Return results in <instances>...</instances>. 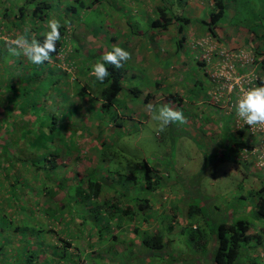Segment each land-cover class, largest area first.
I'll return each mask as SVG.
<instances>
[{
    "label": "rangeland",
    "instance_id": "rangeland-1",
    "mask_svg": "<svg viewBox=\"0 0 264 264\" xmlns=\"http://www.w3.org/2000/svg\"><path fill=\"white\" fill-rule=\"evenodd\" d=\"M49 1L53 3L54 11L57 10L59 13L58 18L63 23H67L66 27L69 25L68 23L73 20L74 25H81L83 26L84 30L87 28V31L84 32L85 36L83 37L87 40V42L93 41L92 39L98 37V35L101 33H106L105 26H109L113 30L115 21H117V19H115L116 17L112 16L113 13H111L109 10L106 12L101 10L104 9L103 5L97 6L96 8L83 9L81 6H78V4L75 3V8L77 11L76 15L74 16L66 10V6L69 4L68 2H71V0ZM117 1L119 2L120 0ZM226 1V14L225 17L219 22V25H221L220 28L223 29L216 31L218 37L214 36V38H212L214 41H218V44L215 45L217 50L214 49L213 42L208 36L202 37H208L205 39L207 40L206 43L197 46L202 50L199 56L202 54L206 57L214 56L216 58V62L213 61V63H210L211 67L207 68V78L209 77V80L207 81L204 78V75L201 74V69H199V67L195 64L194 60H191L188 61V70L182 73L177 72L176 69L172 70L175 71L177 75L180 76V78H177L178 76L174 75L175 80L171 85H169L170 82L165 80L162 75L158 76L155 80L150 78H141L137 79L136 81H123L124 86L130 88V85L134 83L132 86L134 88L130 89L141 91V93H137V102L140 105H144V102L142 101L143 95L150 92L151 95L157 94L159 99L162 98V93L166 92L173 94L176 93L177 95H181L183 97L186 94L184 88H187L189 84H193V81L195 80L194 74L192 77L190 76L193 73L191 69L194 70L196 75L200 77V80L203 83L208 84L209 87L212 88L209 89V94L205 96L207 99L200 96V98L196 101H200L198 102V104H201L200 106H202V104H217L223 106L225 105L226 107L230 106L226 99L221 101V97H230L229 92L226 91L225 93H222L221 88H225L227 85L232 84L231 81L234 80L238 81L239 85L237 86L245 89L250 88V86L246 87L245 84H241V80L239 81L237 78L243 77L244 81L250 80L249 84L251 85L253 79L258 76L262 77V71L259 72V65H254L252 63V52L245 50L248 49L246 48L248 47V44L243 39L245 37L247 38L249 34V25H254V27L258 30L256 31L258 33L263 31L262 33L264 35V0ZM125 2L126 0H123L120 3L123 5L122 12H124V10L127 8L126 5H124ZM141 2L142 1L137 2L136 0V6H139V9H142ZM228 7L231 10H229ZM232 11L233 15H231ZM188 14L189 13L187 11L184 15L187 16ZM111 17L114 18V20L111 22L107 21L108 19L110 20ZM28 18L29 16H26L25 20ZM132 19L134 20L133 17ZM2 20L9 23V20H7L6 17H1L0 21ZM136 21L140 27H143L141 22H139L137 19ZM28 23L30 22H26L25 24L27 25ZM6 24L2 23V25H0V39H3L4 41L15 38L13 37L15 33H17L16 35L19 34L15 29H8ZM19 25L20 24H18V26ZM10 26L12 28V23ZM76 30L77 27L73 28L71 32L74 34L76 33ZM200 38L201 37L198 39L193 38L197 39L196 44L201 42L202 39ZM252 40H254L253 44L255 47L260 43L257 38H253ZM106 41L108 42L109 40L107 39ZM239 41H244L245 44H241L245 46L241 47V45L238 44ZM192 44H194V42ZM87 46L88 45L86 44L85 47ZM85 47L83 49H85ZM197 47L195 49H197ZM7 48L8 47L6 45V49ZM191 48L194 49V46L192 45ZM138 51L140 56H142L145 51L151 54L154 58H160L166 54L164 48L159 46L156 47V45L153 46L151 44H148L147 49L143 45H139L137 53ZM183 52L184 50L179 53V55ZM224 52L228 54V60L223 61V58H226L224 57ZM90 53H96L93 58H98L96 57L97 50H91ZM188 53H190L189 49H187V54ZM220 55L221 58H219ZM10 57L14 56H11L7 50H4L3 41L1 40L0 83H3L4 85L14 82V80L15 83L18 84V81L22 82L24 79L22 77L24 71L22 68L24 64L22 65L21 63H18L17 60H19V57H16L15 61L12 59L10 60ZM219 61L220 63H218ZM158 64L168 67V69L169 65H171V68L173 66V63L170 61H161L158 62ZM60 65L67 67L64 62ZM221 65H223V67L220 68H224V71L218 68ZM177 68L181 69V66L179 65ZM205 72L206 71H203V73ZM181 74L183 76H181ZM147 75L150 76V74ZM8 76L10 77V81L8 80ZM58 77L60 78L61 76H56V78ZM26 80L29 81V88L32 87V85H30L32 80L28 78ZM186 81H188V85L184 83ZM155 82L159 83L160 86H155ZM34 90V93L30 95H22L20 97L24 96L23 102L26 105V111L28 112L31 109L32 112L37 116L38 120L35 118V122L32 120L27 122L23 121V124H25L20 126L19 132H21L22 137L33 134L37 138L38 134H42V131H38L35 126L38 124L37 127L41 126L42 128L45 126L49 129L52 124L50 114L54 113L57 116V123L55 126H53L50 136L47 137L43 135L37 139L41 143L45 139L51 140L60 138V141L65 139V145L64 143H60L57 147V150L61 153V158L67 163V167L61 166L56 170H51V172H54L53 174L59 173L63 174L64 177H69V180L65 181L66 183H72L74 180L72 176L76 172L85 173V171H89L87 168L92 169L93 167L96 168L98 175L103 177V180L106 184H108V182L104 178L105 175H110L115 178L120 175V184L123 183L124 185H129L133 181L125 178V176L129 173H133L137 177L135 186H115V188L117 187L121 192H128L127 197L130 198L129 202L133 201L135 197L147 198L148 200H151V204L153 205H155L156 202H160L159 204L168 206V208H170L174 214H177L179 221L184 219L185 214L186 216L190 215L192 217L189 221L198 222L200 233L202 234L203 238L207 239L208 241L211 238V231L209 228L215 226L218 221H223L224 219H231L234 217H241L255 225L254 214L252 213L251 206L255 201L253 196L256 194L255 192L257 188L264 184V178L259 177V180L257 178V180L254 181L256 178H254V176L256 175L251 174V171L258 172V170L263 165V134L260 131L261 128L250 129L248 125L242 126L245 123L236 117L237 122H235V126L233 128L235 135L231 136L232 131L229 132L228 126L226 124L228 121L223 117L229 114V108L228 110L224 109V111L221 110L218 112L217 114L219 117L211 113V110L209 113L207 110V112L204 111L205 115L207 117L210 115V118L213 121H211L209 118H206V121L203 124L205 127L203 128L202 133L200 131L201 134H204L201 137V134L198 133V131H193V133H190V131L192 132V129H190V126H186L187 122L183 124L179 122L172 123L167 126L163 132H159L157 130L158 122L155 121L152 116L159 109V107L162 106L160 105L161 103L153 105V111H149L147 106L139 108L133 106V108H130L129 105H127V107L125 104L124 106L121 104L118 105L120 101H127L129 97L126 96V93H123L122 96H119L120 101L116 102L114 111L104 114L101 110L95 108L92 109V111H87L85 107L75 110L77 107L72 105V101L75 100L71 101L70 99L72 98L69 97L72 90L71 88H66L63 84L53 90V88L49 86V81L48 83L47 81H44L41 84L38 82ZM213 90H217V92H214ZM21 91L24 93L25 88L21 89ZM219 91V94L221 95L219 96V100H216V94ZM233 91L239 93V91H236L235 88L232 89V92ZM160 94L161 96H159ZM44 95L46 100L43 98ZM191 95L192 91L190 90L189 94L187 95L189 99H191ZM131 99L133 100L132 103L136 105L137 98L133 97ZM3 102L4 104H2ZM3 102L0 104V110H4L5 108H3V106L7 105L6 100ZM80 102H85V99H81ZM184 105L187 106L191 104ZM184 105L182 108H184ZM15 106L16 103H12V112H9L8 115L11 120H15V118L12 117L13 114L10 116V113H17L16 111L19 112L21 104H19L18 110L15 109ZM176 107L177 110H181L186 114V111L182 110L179 104L176 105ZM123 116H125V118H123ZM116 123H121V127H116ZM241 126L244 130L246 127H248V131H253L250 133V135H248V138L245 141L247 146L251 145L252 148L248 149L246 153H241L242 151H236V153H234L232 148L229 146L230 144H227V140L229 143L232 141V144L239 141L241 136L236 133V130L238 127L241 128ZM46 128L45 130H47ZM104 139L108 144H101ZM221 142H224L223 145L225 146H220ZM39 145L45 150L48 149L41 144ZM28 146L30 150H35V145L28 144ZM67 147L71 148V155L65 154V149ZM53 149H55V146ZM216 150L218 153H216ZM100 151L103 152L101 156L99 153ZM76 155L80 156L79 158L81 159L76 160ZM144 162L149 163L150 166L156 169V171L153 173L157 183L155 190L140 186L142 183L139 181L144 171L142 168ZM245 163H250L249 168L244 169ZM158 168L159 170H157ZM254 182H256L257 185L250 186ZM3 194H5V192H3ZM104 194L109 197L111 192L108 189V192L106 191L103 193V195ZM240 194H243L245 199H241L239 197ZM63 199H65L67 203L66 197H62L60 201ZM38 200L42 202L43 199L39 197ZM140 200L143 201V199ZM16 202L21 201L17 199ZM164 206L162 207L163 209ZM81 207H73V215H78V213L80 214L82 210H78ZM194 207H200L202 213L200 214V212H197L194 214L193 212L195 211L188 213ZM65 210L67 211L69 208H65ZM12 212L13 210L11 206L9 214H7L6 218L11 219L13 216ZM35 215L37 218H41L43 221H46L45 215H43L42 211H40L37 207H35ZM141 215L142 214L135 215L134 217ZM18 216L19 215L15 214L14 218L19 219ZM170 219L171 217L168 216L162 218L160 227L157 230L161 235L168 234L167 237L171 238L172 246L177 245V251L175 253H177V256L180 257L182 261H184L183 264H214V261L210 257L209 250L203 247H198L200 250L195 249L196 247L193 246L194 242L189 239L193 237V235L196 237L199 233L195 230H191L189 227H185L183 230H181L180 227L182 224L180 223L173 224V228L171 230V228L168 227L167 222H170ZM73 220L74 221L71 222L73 224L68 222L69 225H66V228L68 231H70L68 232V235L72 239L70 251L77 254H79V252L83 253L84 255L82 258H85L86 262H89L88 264H92V259L100 258L99 253L93 251L88 245L91 237L94 239L95 235L91 230H89L88 227H86L85 230L83 226H80L79 218L73 217ZM14 221L16 220L14 219ZM257 221L259 223H264L260 220ZM93 223L94 222L90 221V227L93 226V229H97V225H94ZM53 226H56L57 232H60V230H58L60 226L56 224H53ZM94 232L97 237H103L102 242L104 243V247L102 249H104V251L101 250V263L107 262V258L111 256L110 251H105L107 247L114 245L115 248H117L118 246L126 244L127 246L125 245L124 247L131 248L133 245L131 242H117L108 240L110 237L109 230H102L101 234L99 232L96 233L95 230ZM60 235L63 236L61 233ZM131 235L132 234L130 232L127 233V236ZM48 239L54 240V237L48 236ZM92 242L98 248L100 247L98 243L94 241ZM187 247L192 248L190 249ZM175 248L176 247H174V249ZM83 249H85L84 252L82 251ZM170 252L172 251L168 249L166 253L155 255L151 264H170L168 261H165L166 255H168ZM7 257L8 256L5 255L3 258L2 255H0V260L3 264H6L5 262L8 260L6 259ZM131 257L132 256L125 254L120 255L119 258L121 259V264H131L129 261ZM245 257L246 256H242L241 260H244ZM255 257H253L252 254V258ZM256 260L259 259L256 258ZM240 261L239 264H241ZM259 263L261 262L259 261L258 264Z\"/></svg>",
    "mask_w": 264,
    "mask_h": 264
},
{
    "label": "trees",
    "instance_id": "trees-1",
    "mask_svg": "<svg viewBox=\"0 0 264 264\" xmlns=\"http://www.w3.org/2000/svg\"><path fill=\"white\" fill-rule=\"evenodd\" d=\"M103 1L104 0H71L66 6V10L69 11L71 15L75 16L77 11L75 3L83 9H91L94 7L96 8L97 5ZM160 2L161 4L155 6L153 15L147 17L145 24L146 29L162 31L167 30L171 24L176 23L178 25L177 33L181 36V39L177 40L176 37L175 42L180 53V50L183 48V39H185L184 29L189 23L190 18H184V16L181 15V9L177 10L173 8L177 5L175 3H179L178 0H160ZM0 4H7L1 17H6V19L9 20V23H7L8 29H15L19 34H27L29 37L34 35L41 43L43 42L44 34L50 30L47 27L48 20L53 17L59 19V13L57 10L54 11L53 3L49 0H0ZM179 4H181V2ZM226 10V0H212V8L209 10L208 19L205 22L203 21L210 35L217 36L215 29L218 27L219 22L225 17ZM231 15H233V11ZM26 16H29L27 20H25ZM26 22L30 23L26 25ZM60 22L62 25L60 28L61 40L57 42L56 52L51 54L50 61L37 65L29 62L27 58L22 55L10 57V60L12 59L13 61H15L16 57H19V60H17L18 63L24 64L22 68L24 69L22 74L24 79L22 82L18 81V84L15 83V80L6 85L0 83V104L5 100L7 102V105L3 106L5 109L0 110V192L2 191L0 194V255H2L3 258L5 255L8 256L6 258L8 259L5 262L6 264H88L89 262H86L85 258H82L84 255L83 253L79 252V254H77L70 251L72 239L68 235L70 231H68L66 225L74 221L73 207L82 206L78 210L80 211L81 209L82 212L80 214L78 213L76 216L80 217L79 224L83 226L85 230L86 227H88L89 230H92L94 235H96L94 230L96 233L99 232L100 234L102 230H109L110 237L108 240L117 242L118 235L114 233L113 229H120L123 219L127 218L132 221L136 213L142 214L141 211L148 207V200L146 198L135 197L133 201H131L134 203L130 204V198L127 197L128 192H121L113 187L119 185L135 186L137 177L133 173H129L125 176V178L133 181L129 185L120 184V175L116 178L110 175H103L108 181V184H106L103 177L96 172L97 170L95 167L92 169L87 168L89 171H85V173L76 172L72 176L74 179L72 183L65 182L69 180V177H64L59 173L53 174L54 172H51V170H56L61 166L67 167V163L61 158V153L57 150L60 143H64L65 145V139L61 141L60 138L51 140L45 139L41 143L37 138L43 135L47 137L50 136L53 126L57 123V116L54 113L50 114L52 124L49 129L45 126L42 128L38 126V128V124L35 126L38 131H42V134H38L37 138L33 134L22 137L21 132H19L20 126L25 124H23V121L27 122L32 120L35 122V118L38 120L31 109L28 112L26 111V105L23 102L24 96H20L34 93L37 83L39 82L41 84L44 81H47V83L49 81V86H51L53 90L62 84L66 88H70V86H66L67 83L63 80L65 76L59 75L60 72L54 67L60 60L59 54L64 41H66L65 36L68 30V26L66 27L67 23H63L61 20ZM11 23L12 28L10 26ZM18 24L20 25L18 26ZM68 24H73V20ZM26 28L29 29L27 33H25ZM254 28V25H249L248 27L250 39L257 38L260 43L255 48L252 63L254 65H259V70L262 69L264 71V57L258 58L261 52L260 49L264 48V35L262 33L263 31L258 33V30L256 28L254 30ZM16 34L17 33L14 35L12 34L13 37H15ZM115 37H111V40L109 39L108 42L111 43V41H115ZM2 41L4 50L8 51L5 41ZM111 48L112 46H107L106 51L111 50ZM8 53L11 54L9 51ZM95 54L96 53H93L92 55L94 56ZM102 55L103 53H98L96 57L101 59ZM11 56L13 55L11 54ZM97 59L95 60L97 61ZM203 63L204 62H199L201 66H203ZM107 67L109 68L110 75L105 81L101 83L96 80L97 84H99L98 95L88 96V101L90 102L101 100L98 110H101L104 114L114 111V106H116V102L119 100V93L123 90V77L125 72L123 67L120 69H114L112 65H107ZM56 76L61 77L56 78ZM9 78L8 76V80L10 81ZM25 78L32 80L30 84L32 85V87H30L31 89L29 88V81ZM256 82L260 84L264 82V80L262 77H258ZM24 88L25 91L23 93L21 89ZM77 88L78 91L74 94V98H79L81 100L85 98L88 93H91V91H86V86L79 87L77 85ZM131 90L134 93L132 97H137V92L140 93L139 90ZM45 95L43 96L44 100H46ZM151 97V94H146L142 101L145 103ZM12 103H16V110H18L19 104H21L19 112L10 113V116L13 114L12 117L15 118V120H11L8 116L9 112H12ZM2 104H4V102ZM77 109L78 108H75V110ZM89 110L92 111V108ZM115 125L116 127H121V123H116ZM45 128L47 130H45ZM239 133L250 135L251 132H244V130L239 129L238 134ZM245 141L246 139L241 138L239 141L232 144V141L229 143L227 140V144H230L229 146L232 148V151L236 153V151L252 148L251 145L247 146ZM28 144L35 145V150H30ZM39 144L48 149L45 150ZM101 144L104 145L108 143L104 139ZM223 144L224 142H221L220 146H225ZM54 146L55 149H53ZM65 151L67 155L72 154L70 147H67ZM99 153L100 156L103 154L101 151ZM79 157L80 156H77L76 160H80L81 158ZM142 168L144 171L139 181L142 183L140 186L155 190L157 183L153 173L156 169L147 162H144ZM259 177L263 178L264 175L254 176V181H256L257 178L259 180ZM256 185L257 183L254 182L250 186ZM107 186H111L109 187L111 192L109 197L106 194L103 195L104 190L108 192ZM3 192H5L6 196ZM255 193L256 194L253 196L255 201L251 206L255 225L241 217L218 221L215 226L209 228L211 231V238L209 241L203 238L199 230L198 222L196 221L186 223L182 226L181 230L185 227H189L191 230H195L199 233L196 237L192 234L193 237L189 239L194 242V247L210 248L209 254L214 264H239V261L246 252L251 256L256 253L253 257L256 256L255 258L260 259L261 256L258 254V250L264 248V223H259L257 220L264 222V184L260 185ZM39 197L43 199L42 202L38 200ZM62 197H66L67 203L65 199L60 201ZM239 197L245 199L243 194H240ZM17 199L21 202H16ZM140 199H143V201ZM11 206L13 216L11 219H8L6 217L7 214H9ZM35 207L42 211L46 221L36 217ZM65 208H69V210L66 211ZM194 208L188 213L197 210L200 214L202 213L200 207ZM168 213L171 215L172 220L177 217V214H174L170 208ZM193 213L195 214V212ZM15 214L19 215V219L14 218ZM187 217L191 218L192 216L188 215ZM14 219L16 221H14ZM112 220H114L113 223L110 222ZM90 221L94 222V225H97V229H93V226L90 227ZM193 223L195 224L194 228L192 227ZM53 224L60 226L58 229L60 232H57L56 226H53ZM168 227L172 230L173 224H168ZM158 228L159 227H156L152 229V231L144 233V237L140 240L141 246L143 248L148 247L152 249H170L172 252L168 254L167 261L170 264L177 263L178 261L183 264L184 261L175 253L177 251V245L172 246L170 243L171 238L167 237L168 234L161 235L157 230ZM60 233L63 236H61ZM48 236H53L54 240L48 239ZM97 239L99 240V248L95 246L91 240L88 242V245L92 246V250L96 251V253L98 252L100 256L98 259L91 258L92 264H110L109 262H100L102 256L101 250L104 251V249H102L104 243L102 242L103 237L98 236ZM113 247L114 245L106 249L113 253L115 251ZM174 247L176 248L174 249ZM187 248L191 249L192 247ZM114 255L116 254L114 253ZM255 258L252 260L253 264L257 263ZM0 264H3L1 260Z\"/></svg>",
    "mask_w": 264,
    "mask_h": 264
},
{
    "label": "crops",
    "instance_id": "crops-1",
    "mask_svg": "<svg viewBox=\"0 0 264 264\" xmlns=\"http://www.w3.org/2000/svg\"><path fill=\"white\" fill-rule=\"evenodd\" d=\"M123 0H120L119 2L117 0H104L102 3L98 4L97 6L103 5L104 9L103 12H106L107 10H109L112 14V16L116 17L115 19H117V21H115V26L114 29L112 30L109 26H105V32L106 33H101L98 35V37L92 39L93 41H88L83 38L85 36V31L83 26L81 25H74L71 24L70 25V29L71 28H75L77 27L76 33H72L71 37H70V42L67 45V48L65 49V55L62 59L63 62H65L66 64V71L65 72H60V73H65V82L67 83L66 86H71L73 87L70 93V97L74 98V94L77 93L78 88L77 85L79 87H83L86 86L87 89L86 91H91V93H88V95L83 98L85 99V102H82L84 104H82L80 102L79 98H74V99H70L75 100L72 101V105L77 107L78 109L85 107L87 109V111H89L90 108L92 109H98L101 100H96L94 102H90L88 101V96H93V95H98L97 92H99V84H97L96 82V78L94 76H92L90 74L91 72V65L94 64L96 62V60L93 58V55L90 53L91 50H97V54L99 53H104L107 49V46H113L114 44H117L123 48H125L127 51H129L132 54V59L128 62L125 63L124 65V69H125V73H124V77H123V81L128 80V81H136L137 79H141V78H150L152 80L157 79L158 76L162 75V77L169 81L171 85L174 82V75H177V73L175 71H172L173 69H176L177 72H184L186 70L189 69L188 66V61L194 60L195 64L199 67V69H201V74L204 75V78L208 81L209 77L207 78V75L205 73H203V71H206L207 73V68L211 67L210 63L211 62H206V65L203 67H201V65L199 64V53H201V49L199 47L196 46V42L197 39L199 37H201L200 39H203L202 37L204 36H208L210 35V32H208V29L206 27V25L203 23V21H207L208 19V14H209V10L212 8V0H178L179 3L181 2V4L177 3V5L175 7H173L174 9L180 10L181 9V15L185 17L190 18L189 23L186 25L185 29H184V36L185 39H183V48L180 50V53L184 50V52L182 54L179 55V50L177 48L176 42H175V38L177 37L178 39H181L177 33V27L178 25L176 23L171 24L169 26V28L167 30H148L146 29V20L148 16L153 15V11L156 5L161 4L160 0H137L138 1H142L141 2V6L142 9H139V6H136V0H126V2L124 3V5H126V9L124 10V12H122V7L123 5L120 4ZM7 4H0V18H1V14L4 13V9ZM182 6V7H181ZM188 11V15L185 16V12ZM135 13V14H133ZM179 13V12H177ZM132 17L134 18V20L132 19ZM136 19L141 22V24L143 25V27H140V25L138 24V22L136 21ZM114 18L111 17V19L107 20L109 22L113 21ZM120 20V21H119ZM228 21V20H227ZM118 22V23H116ZM2 23L6 24L7 21L5 22L4 20L0 21V25H2ZM105 23V21H104ZM7 25V24H6ZM221 25H218V27L215 29V31H219L223 28H220ZM108 30H107V29ZM218 35V34H217ZM82 36V39H81ZM116 36V37H115ZM156 36V37H155ZM111 37H115V41H111L107 42L106 40L110 39ZM212 37V36H211ZM218 37V36H217ZM220 37V36H219ZM192 38V40H191ZM193 38H197V39H193ZM208 38V37H207ZM206 38V39H207ZM213 38V37H212ZM205 39V38H204ZM213 40V39H212ZM243 40H245V42L248 44L245 50H249L252 52V56L254 57V52H255V47L253 42L254 40L250 39V35L248 34L247 38L245 37ZM230 41V39H229ZM194 42V44H192ZM245 42H238V44L242 46V44H245ZM110 43V44H109ZM214 45L218 44V41H214L213 40ZM242 43V44H241ZM86 44L88 45L87 47ZM148 44H151L153 46L156 45L159 47L164 48L166 54H164L163 56H161L160 58H154L151 54L147 53L144 51V54L142 56H140L139 51L137 53V49L139 47V45H143L146 49L148 47ZM192 45L194 46V49L191 48ZM85 47V49H83ZM197 47V49H195ZM216 47V46H215ZM172 48V49H171ZM186 48V49H185ZM187 49L190 50V53L187 54ZM171 50V51H170ZM260 54L258 56V58H263L264 57V48L260 49ZM192 55V56H191ZM173 56V57H172ZM99 60V58L97 59ZM198 60V61H197ZM161 61H170L171 63H173L172 68L171 65H169V69L168 67H164L163 65H159L158 62ZM205 62V61H204ZM181 66L180 68H177L179 65ZM1 68V67H0ZM203 70V71H202ZM191 71H193V73L190 75L191 77L193 76V74L195 75V80L193 81V84H189L188 85V81L184 82L188 85L187 88H184L186 91V94L182 97L181 95H177L176 93H162L159 96H161L162 98L159 99V97L157 96V94H153L152 97L144 103V105H140L137 100H138V96L136 97V105H134L132 103V96L134 95L133 91L130 88H134L132 87L134 85L131 84L130 88L126 87L123 85V90L119 93V96H122L123 93H126V96H128L129 98L127 99V101H120L118 103L121 104L122 106L127 107V105L130 106V108H133V106H135L136 108L139 107H145L147 106L149 103H151L152 105L155 104H159L163 105L166 104L168 102H171V106L173 108H177L176 105L179 104V106H181L180 108L182 110L186 111L183 113L185 118H186V126H190L192 129V132L190 131V133H193L198 131V133H202V130L205 126H203L204 122L206 121V118H209L211 121H213L209 117H207L204 113L208 111V113L211 110V113H213L214 115H217L219 117V115L217 114L218 112H220L221 110L224 111L228 110L227 115L223 116L224 118L227 119L228 123V129L229 132H231V136H234V126H235V122H237V116H236V112L234 110V103L237 100L238 96L241 95L242 93H238V92H230V97L229 99L225 98L230 104L231 106H223V105H217V104H202V106H200L201 104H198V102H196L200 96H202V98L207 99L205 96L209 94V89H212L211 87H209L208 84L203 83L200 80V77H198V75H196V73L194 72V70L191 69ZM262 71V77L264 80V71L261 69L259 70V72ZM147 74H150L147 75ZM178 76V75H177ZM181 76H183L181 74ZM190 77V78H191ZM172 78V79H171ZM177 78H180V76H178ZM62 80V81H63ZM243 83V81H242ZM155 86L159 87L160 84L159 83H154ZM208 85V86H207ZM192 91V95H191V99L188 98V94L189 91ZM196 92H195V91ZM140 91V90H139ZM214 91V90H213ZM73 92V93H72ZM138 93V92H137ZM141 93V91H140ZM155 93V91H154ZM147 94H151L147 93ZM234 94V95H232ZM137 95V94H136ZM166 96V97H165ZM143 99H144V95H143ZM224 99V100H225ZM120 100V98H119ZM118 100V101H119ZM231 101V102H230ZM184 104H191V105H187L185 106ZM85 105V106H84ZM184 105V108H182V106ZM207 110V111H206ZM227 112V111H226ZM127 114V113H126ZM135 116V115H134ZM191 117V118H190ZM123 118H125V116H123ZM190 119V120H189ZM191 123V124H190ZM206 129V128H205ZM238 129L236 130V133L238 134ZM248 130H244V132H247ZM208 132V130H207ZM200 133V134H201ZM204 134H201V137ZM239 135L241 136L242 139H247L248 135H246V133H242ZM240 138V139H241ZM250 138V137H249ZM216 153H218V151L216 150ZM218 155V154H216ZM222 157V156H219ZM247 166H246V165ZM244 164V169L249 168L250 163H245ZM91 166V165H90ZM159 170V168H158ZM249 174V173H247ZM251 174L253 175H264V166L258 170V172L255 171H251ZM63 175V174H61ZM72 175V174H71ZM60 177V175H59ZM264 178V177H263ZM106 191L104 190L103 193H105ZM148 200V199H147ZM153 202V201H152ZM160 203V202H159ZM158 202L155 203V205L151 204V200H148V207H146L145 209H143L141 211L142 215L141 216H136L134 217V219L132 221H130L129 219H123L122 222V226L120 229H113L114 233L118 235V242H131L133 243L131 248H126L124 247L126 244H123L121 246H118L115 251L111 254V256H109V258H107L108 262L111 264H121V259L119 258L120 255H128V256H132L129 261L131 262V264H151L153 257L155 255L161 254V253H166L168 249H152V248H142L141 244H140V240L144 237V233L145 232H150L152 231V229L156 228V227H160V222L162 221V218L168 216L171 217V215L168 213V206H164L159 204ZM164 206V209L162 208ZM151 212V213H150ZM198 212L195 211V214ZM140 213H137L135 215H139ZM73 217H77L76 215H73ZM80 219V217H77ZM161 219V220H160ZM190 218H188L185 214L184 219L182 221H179L178 219V215L175 219H170V222H168V224H182L185 225V222H189L190 223ZM110 222H114V220L110 221ZM195 222V221H193ZM172 226V225H171ZM182 226L180 227V229L182 228ZM192 227H195V224H192ZM92 231V230H91ZM130 232L132 235L131 236H127V233ZM93 233V232H92ZM92 241H96L97 242V238L94 237V239H92ZM171 243V242H170ZM88 246V245H87ZM90 246V245H89ZM127 246V245H126ZM92 248V246H90ZM212 248V246H211ZM195 249L200 250L198 247H196ZM207 250H210V248H207ZM85 251V249H83V252ZM261 256V258L259 260H257V263L260 261L261 263L259 264H264V248L259 249L258 250ZM112 252V251H111ZM114 253L116 255H114ZM118 253V255H117ZM91 254V253H89ZM256 253H254L255 255ZM253 255V256H254ZM244 256H246L244 258V260H241V264H253L252 263V256L249 253H245ZM167 257L168 255H166L165 257V261H167ZM114 259V261H113ZM256 259V258H255ZM172 264H182L180 263V261H178L177 263H172Z\"/></svg>",
    "mask_w": 264,
    "mask_h": 264
},
{
    "label": "clouds",
    "instance_id": "clouds-1",
    "mask_svg": "<svg viewBox=\"0 0 264 264\" xmlns=\"http://www.w3.org/2000/svg\"><path fill=\"white\" fill-rule=\"evenodd\" d=\"M61 22L59 19L53 17L52 19L48 20L47 27L50 29L44 34L43 42L41 43L40 40H38L34 35L29 37L27 34H18L15 36V38L6 40L5 44L8 47V51L13 56H24L27 58V60L33 64H43L46 61H50L51 54L56 52V45L57 42L61 40ZM67 34H66V41H64L62 45V49L60 51L59 57L60 60L55 64L54 67L57 68L59 72H65L66 67L61 66L60 64L63 63L62 59L65 55V49L67 48L68 43L70 42V37L72 35V29H70V25L67 27ZM29 29H25V33H27ZM208 35V37L212 40V37L214 36ZM204 39V38H203ZM206 39V38H205ZM3 40V39H0ZM213 42V40H212ZM199 45V42L196 44V46ZM214 49L217 50L213 43ZM212 51V50H211ZM202 52V50H201ZM200 54V53H199ZM253 57V56H252ZM199 62L203 63V69L206 65V62L213 63L216 62V58L213 56L210 58V61H207L206 56H199ZM219 58H221L219 56ZM132 59V54L127 51L125 48L114 44L111 48V50L105 51L101 57V59L97 60L94 64L91 65V72L90 74L96 78V80L103 83L105 79L110 75L109 68L107 65H112L114 69H120L124 67V64ZM198 61V60H197ZM65 63V62H64ZM206 73V72H205ZM65 73H59V75H64ZM208 76V73H206ZM260 77V76H258ZM256 77L252 80V86L249 84V81H244L243 84L246 85V87L251 86L247 90L242 91V94L238 96L237 100L234 103V110L236 112V115L239 119H241L245 124L248 125L251 128H262L264 129V82H261L260 84H257L256 80L258 79ZM242 81L244 80L243 77H240ZM239 78H237L238 80ZM235 81V80H234ZM231 81V82H234ZM238 82V81H237ZM70 86V85H69ZM72 89L73 87L70 86ZM237 85H235V89H237ZM227 89H224L225 93ZM214 92H217L215 90ZM232 92V91H231ZM220 91L218 92V94ZM230 93V92H229ZM241 93V92H239ZM146 95V94H145ZM144 95V97H145ZM221 101L225 99L224 97H221ZM229 99V97H227ZM230 100V99H229ZM231 106V104L229 103ZM147 109L149 111H153L154 106L149 103L147 105ZM152 118L158 122V128L157 130L159 132H163L167 126H169L172 123L179 122L181 124L186 122V118L181 110H177L171 106V102H168L166 104H163L159 109L153 114ZM241 130V128L238 127ZM248 127L245 128L247 130ZM251 132V131H250ZM264 141V138H263ZM264 145V143H263ZM248 149L243 150L241 153H246ZM262 156L264 157V150L262 153ZM261 156V158H262ZM264 166V161L263 165ZM261 166V167H262ZM158 170V169H157ZM106 179V178H105ZM108 182V181H107ZM111 186H107V188L110 190ZM115 189V186H113ZM116 189H118L116 187ZM147 199V198H146ZM134 202H131L130 204H133ZM137 214V213H136ZM187 223V222H185ZM96 236V235H95ZM97 238V237H95ZM99 240H97L96 243H98ZM104 246V244H103ZM108 248V247H107ZM114 249L115 246L113 247ZM106 251H109L106 249ZM111 252V251H110ZM112 254V252H111ZM104 259V258H102ZM105 263H108L105 262Z\"/></svg>",
    "mask_w": 264,
    "mask_h": 264
},
{
    "label": "built area",
    "instance_id": "built-area-1",
    "mask_svg": "<svg viewBox=\"0 0 264 264\" xmlns=\"http://www.w3.org/2000/svg\"><path fill=\"white\" fill-rule=\"evenodd\" d=\"M206 41L207 40H205V39H202L201 40V42H199V45H203V43H206ZM224 54H225V56L224 57H226V58H223V61L224 60H228V54L226 53V52H224ZM220 57H221V55H220ZM210 58L211 57H206V59H207V61H210ZM218 63H220V61L218 62ZM220 67H223V65H221V66H219L218 68H220ZM220 70H223L224 71V68H220ZM241 80V78H239V81ZM243 82H244V80H243ZM241 84H243V83H241ZM235 85H239L238 84V82L237 81H234V82H232V84H229V85H227L225 88L227 89V91L228 92H231L232 91V89H234L235 88ZM252 86V85H251ZM250 86V87H251ZM238 88L237 89H235L236 91H239V92H241L242 93V91H244V90H247L248 88H241L240 86H237ZM225 88H221V91H223L224 92V89ZM221 94H216V100H219V96H220ZM244 123V122H243ZM242 123V124H243ZM243 126V125H242ZM250 129H251V127H250ZM255 131H258V130H255ZM260 131H261V133L263 134V138H264V129H260ZM251 132H253V131H251Z\"/></svg>",
    "mask_w": 264,
    "mask_h": 264
}]
</instances>
